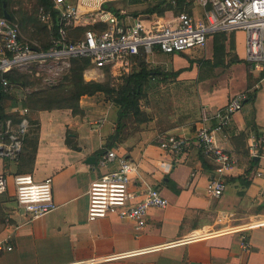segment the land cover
Segmentation results:
<instances>
[{"label":"crops","instance_id":"crops-1","mask_svg":"<svg viewBox=\"0 0 264 264\" xmlns=\"http://www.w3.org/2000/svg\"><path fill=\"white\" fill-rule=\"evenodd\" d=\"M72 1L85 16L97 14L104 3L114 7L126 23L157 16L147 13L157 0ZM193 3L192 15L202 18V6L198 0ZM176 16L168 12L160 17L172 20ZM225 33L227 60L234 55L240 60L217 66L213 72L205 70L203 78L199 77L200 60L214 59V33L208 35L205 46L185 52L145 49L151 67L178 74L169 78L172 87L166 93L163 88L150 92L152 119L125 128L111 148L138 163L131 175L133 189L157 187L168 199L166 207L149 210L143 229H137L132 220L88 218L91 181L118 167L117 161L98 163V152L114 137L118 112L96 95L82 96L78 113L70 108L37 111V150L26 173L37 181L51 180L58 207L24 222L16 204L11 220L17 229L8 240L13 248L0 251V264H264V224L241 229L252 220L264 219V76L260 77L264 68L248 62L244 30ZM249 79L257 88L255 99L244 102L216 133L218 144L234 153L238 162L224 176L223 194L215 197L207 191L213 171L203 167L196 130L204 108L209 124H215L229 99L250 89ZM167 80L153 78L148 86L155 81L165 87ZM166 134L184 140L180 153L159 146L158 137ZM253 138L261 143L255 156L257 173L244 186L238 176L251 166L245 158H250ZM90 156L95 159L88 161ZM16 170L17 161L0 158V173L9 179L8 191L0 197L15 199ZM6 204L10 205L8 199ZM3 225L0 240L10 232L9 224ZM243 232L249 247L242 243Z\"/></svg>","mask_w":264,"mask_h":264},{"label":"built area","instance_id":"built-area-1","mask_svg":"<svg viewBox=\"0 0 264 264\" xmlns=\"http://www.w3.org/2000/svg\"><path fill=\"white\" fill-rule=\"evenodd\" d=\"M52 2L53 8L58 11L59 28L47 49L25 38L18 22L0 16V72L12 68L25 70L34 66H69L72 58L87 57L92 60V68L87 69L88 72L111 67L113 71L124 73L131 70L133 58L142 48H156L166 53L185 52L193 47L205 46L210 34L235 30L246 32L248 62L256 68H264V0H198L203 8L200 19L188 12H181L172 20L160 16L149 19L138 17L130 23L121 20L119 13L103 7H100L97 14L85 16L72 0ZM40 17L44 21L53 19L51 11L44 7H41ZM97 23H103L106 27L87 28L75 38L69 33L77 27ZM1 84L4 90L12 87L7 78H2ZM246 98V91L232 96L217 113V121L213 125L209 124L210 115L204 108L201 123L196 130L202 151L216 165L207 184L208 193L215 197L223 194L226 188L224 176L238 162L234 153L218 144L216 133L229 124L233 115L243 107ZM8 112L15 116H0V158L15 162L20 158L25 137L31 127V109L18 100ZM158 144L176 153H180L185 146L182 138L172 134L160 135ZM260 147V140L253 138L249 144V157L257 156ZM114 161L118 162L116 169L103 173L90 183L88 218L95 220L111 216L132 220L137 229H143L147 224L149 210L152 207H166L168 199L157 187H131V175L138 168L134 159L110 149L101 155L98 163L104 166ZM13 182L17 208L23 212L24 222H30L58 207L50 179L37 181L30 173H17L13 175ZM8 188V176L0 173V196ZM11 219L9 214L6 222L10 232L0 240V251L13 248L8 240L17 225ZM261 224H264V219L252 220L241 229L245 231ZM242 234L244 247H249L245 232Z\"/></svg>","mask_w":264,"mask_h":264},{"label":"trees","instance_id":"trees-1","mask_svg":"<svg viewBox=\"0 0 264 264\" xmlns=\"http://www.w3.org/2000/svg\"><path fill=\"white\" fill-rule=\"evenodd\" d=\"M130 1H142V0H130ZM194 0H157L156 4L147 11L150 15L164 16L168 12H173L175 15H179L181 12H188L192 14V7ZM39 6L44 7L46 10H50L53 19L49 22H43L41 28L47 29L50 24V30L52 37L57 36L59 22H58V11L53 8L52 0H37ZM103 7L109 9L115 13L118 11L104 3ZM5 13L10 15V18L18 22L15 18V14L9 10V0H0V16H5ZM19 23V22H18ZM20 25V24H19ZM106 27L103 23H97L89 26L77 27L71 30L69 33L74 37L75 33H82L87 28H101ZM81 33V34H82ZM79 34V36L81 35ZM77 36V37H79ZM227 35L225 32L214 33V59H202L200 60V78H203L201 72L207 70L213 72V69L217 66H227L233 62L239 61V57L234 55L230 56L227 60L226 53V41ZM52 40V38H51ZM44 43L41 46L45 49L49 48L52 41ZM31 41V40H30ZM233 47V43H232ZM146 50L142 48L140 53L136 55L133 60L135 65L129 72L123 73L122 80L118 86H111L110 82L98 81V80H86L85 71L92 65L91 58L80 57L71 59L70 73L65 77L62 84L58 86L49 87L47 89L35 90L31 94H27L24 91L23 85H27V75L19 72L16 68H12L7 72H0V84L2 78L10 80L12 87L8 90H4L1 84V95H0V116L3 118L9 116H15L13 113H9L6 107L8 106V100L13 101L15 99L20 100L24 105L30 107V121L31 127L24 140L23 151L17 161V173H26L30 170L38 143L39 133V120L37 117V111L44 109H55V108H70L74 113L81 111L80 100L84 95H95L99 92H104L109 95L110 100L117 107L118 120L117 128L114 133V137L108 141L104 149H101L98 153L100 156L106 153L112 148L116 140H119V133L125 128L130 127L129 121L134 118L135 124L139 125L143 122L149 121L150 117L147 116L143 109L142 99L146 96V90L149 82L153 78H159L160 80H167L170 77H176L177 72H165L161 68H153L146 61ZM264 76V69L261 72V76ZM249 88L247 92L246 101L254 100L257 93V88H253V83L249 79ZM10 106V105H9ZM148 119V120H147ZM184 149V148H183ZM200 157L202 159L203 167L210 171H213L216 167L212 159L207 156L202 148L200 149ZM251 165L246 173L238 176V179L243 182L244 186L251 183L253 176L257 173V160L255 157L245 158ZM178 191V190H177ZM4 224V220H2Z\"/></svg>","mask_w":264,"mask_h":264},{"label":"rangeland","instance_id":"rangeland-1","mask_svg":"<svg viewBox=\"0 0 264 264\" xmlns=\"http://www.w3.org/2000/svg\"><path fill=\"white\" fill-rule=\"evenodd\" d=\"M41 7L42 6H39L37 4V0H9V10L15 14V18L20 24L22 35L25 38L37 44H40V45L50 42L52 38V32L50 30L51 23H47L48 25L47 29L41 28L43 24H46L43 22H49V21L42 20V18L40 17ZM81 33H82V30L79 33L76 32L73 38L79 36V34ZM45 68H48V69H45ZM45 68L36 67V66L29 67L28 69H25V70L16 68L19 72L28 76L27 85H23L25 93L31 94L35 90L47 89L49 87L58 86L62 84L63 81L65 80V77L70 73L71 60H70L69 66L59 65V66H54L51 68L50 67H45ZM91 68H92V65H90L87 69H91ZM87 69L84 74L86 80L94 79L98 81H104V82L106 81V82H110L111 86H118V84L122 80L123 72L120 70L113 71L111 67H107L102 70L94 69V70H91V72H88ZM167 81L164 84L165 87L159 86V84L156 83L155 81H152L151 83L152 85H149L147 87L146 96L142 99L141 103L143 104V109L146 112L147 116L150 117L149 121L152 119L151 109H153V101L150 97L151 96L150 92L157 90L158 88H163L164 91L167 89H170L172 87V81L170 82V79ZM163 92H158V94H161ZM95 95L101 101H104L106 104H109V106H111V109L117 112L116 105L113 103L112 100H110L109 95L107 93L99 92ZM16 101H18V99H15L13 101L8 100L7 101L8 106L11 104H15ZM131 119L132 120L129 121V126L131 128H134L135 121H134V118H131ZM6 199L10 201V205L6 204ZM13 201H15V199ZM13 201L10 198H7L5 196L0 197V228L4 226L2 223V220H4L5 222L4 224L6 225L7 223L6 218L9 214H11V212L13 211V208L16 205V201L15 202Z\"/></svg>","mask_w":264,"mask_h":264},{"label":"water","instance_id":"water-1","mask_svg":"<svg viewBox=\"0 0 264 264\" xmlns=\"http://www.w3.org/2000/svg\"><path fill=\"white\" fill-rule=\"evenodd\" d=\"M5 16L8 17V18H10V15L8 13H5ZM253 67H254V65H253ZM0 95H1V84H0ZM88 159H89L88 161H90L91 159L94 160L95 157L94 156H90Z\"/></svg>","mask_w":264,"mask_h":264},{"label":"bare ground","instance_id":"bare-ground-1","mask_svg":"<svg viewBox=\"0 0 264 264\" xmlns=\"http://www.w3.org/2000/svg\"><path fill=\"white\" fill-rule=\"evenodd\" d=\"M226 231V230H225Z\"/></svg>","mask_w":264,"mask_h":264}]
</instances>
